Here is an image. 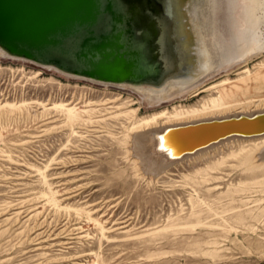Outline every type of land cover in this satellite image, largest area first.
<instances>
[{
  "label": "rangeland",
  "instance_id": "1",
  "mask_svg": "<svg viewBox=\"0 0 264 264\" xmlns=\"http://www.w3.org/2000/svg\"><path fill=\"white\" fill-rule=\"evenodd\" d=\"M210 12L227 59L164 102L0 54V264H264V137L160 170L135 149L153 117L264 109V0Z\"/></svg>",
  "mask_w": 264,
  "mask_h": 264
},
{
  "label": "bare ground",
  "instance_id": "2",
  "mask_svg": "<svg viewBox=\"0 0 264 264\" xmlns=\"http://www.w3.org/2000/svg\"><path fill=\"white\" fill-rule=\"evenodd\" d=\"M214 2L215 0H107L110 9L108 15L105 14L104 18V13L100 12L98 22L100 26L106 21L113 24L120 53L128 51L127 49L133 50L129 56L131 74L123 80L125 82L97 81L105 85L141 88V92L152 102H164L168 97L178 96L182 94L181 91L196 85L221 67V64L214 65L219 60V55L228 57L226 40L224 39L223 50L215 44L218 37L215 32L219 27L216 28L211 21L210 8H213ZM211 35L214 38L210 39L209 46L207 36L210 38ZM0 54L30 60L11 53L1 43ZM188 61L191 62L190 68L186 66ZM34 62L62 71L56 63ZM169 72L175 75L172 77ZM254 82H260L259 85L262 83L261 79H255ZM171 88H176V91L168 94ZM150 96H154V99ZM228 106L224 102L222 106L215 105L213 109L180 112L173 117V121L159 123L157 126L156 120H161L163 115L143 121L137 126L140 134L135 138V149L141 156H148L146 162L150 168L160 170L165 165L201 154L230 140L264 137V109L212 115ZM229 122L232 124L227 125ZM156 148L166 154L162 155L160 161L151 155Z\"/></svg>",
  "mask_w": 264,
  "mask_h": 264
},
{
  "label": "water",
  "instance_id": "3",
  "mask_svg": "<svg viewBox=\"0 0 264 264\" xmlns=\"http://www.w3.org/2000/svg\"><path fill=\"white\" fill-rule=\"evenodd\" d=\"M109 10L107 0H0V43L75 75L125 82L133 50L120 53L113 24L100 26Z\"/></svg>",
  "mask_w": 264,
  "mask_h": 264
}]
</instances>
